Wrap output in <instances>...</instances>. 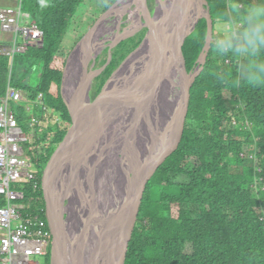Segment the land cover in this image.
Instances as JSON below:
<instances>
[{"label":"trees","instance_id":"obj_1","mask_svg":"<svg viewBox=\"0 0 264 264\" xmlns=\"http://www.w3.org/2000/svg\"><path fill=\"white\" fill-rule=\"evenodd\" d=\"M86 1L23 0L22 22L36 21L45 32L44 44H33L13 58L0 53V97L13 86L29 100L11 103L23 134L29 136L25 148L36 164L37 178L24 189L23 202L32 204L29 212L47 213L58 150L73 124L61 92L67 57L60 50ZM98 1L105 12L117 0ZM226 2L204 0L214 30ZM148 29L149 25L114 49L113 60L96 78L93 101ZM207 34V17L201 14L184 44L190 72L198 66ZM218 65L224 70L219 76L213 74ZM36 66L39 81L32 85L27 75ZM239 77L236 60L216 59L210 49L191 89L182 142L148 183L124 264H264V87L238 83ZM38 100L47 110L34 104ZM5 204L0 197V206ZM51 255L52 246L48 264Z\"/></svg>","mask_w":264,"mask_h":264},{"label":"water","instance_id":"obj_2","mask_svg":"<svg viewBox=\"0 0 264 264\" xmlns=\"http://www.w3.org/2000/svg\"><path fill=\"white\" fill-rule=\"evenodd\" d=\"M121 1L117 0L96 20L67 57L61 92L73 124L59 147L57 177L47 196V216L53 233L51 264H85L71 219L79 220L78 203L82 198L88 200L87 176L95 152L92 143L99 142L105 130L122 141L127 150L128 188L119 203H115L107 234L89 261L90 264L125 263L148 183L182 142L191 89L211 49L208 40L214 33V20L204 0H157L154 13H150L148 0H142L146 20L134 32L107 40L113 41L106 43L110 53L108 63L90 70L88 73L93 75L87 89L83 78L80 98L71 97L66 88L70 67L80 64L81 55L91 48L88 42L100 22ZM201 14L207 17L208 34L198 66L190 72L184 44ZM148 25L143 41L123 60L103 93L93 101L88 90L112 61L113 49ZM175 88L177 91L172 97ZM174 100L177 101L170 112ZM124 156L122 153L121 157ZM47 176L50 181V174Z\"/></svg>","mask_w":264,"mask_h":264},{"label":"built area","instance_id":"obj_3","mask_svg":"<svg viewBox=\"0 0 264 264\" xmlns=\"http://www.w3.org/2000/svg\"><path fill=\"white\" fill-rule=\"evenodd\" d=\"M14 1L15 5L0 8V23L4 31L13 34V47L7 52L12 58L33 44L41 45L45 35L36 21L22 22L23 0ZM22 100L23 92L13 86L0 97V197L6 200L0 206V264H48L53 233L47 213L43 209L29 212L32 204L23 202L26 184L37 178V171L25 148L29 136L23 134L11 106ZM34 104L43 106L40 100ZM36 256L45 260L40 263Z\"/></svg>","mask_w":264,"mask_h":264},{"label":"bare ground","instance_id":"obj_4","mask_svg":"<svg viewBox=\"0 0 264 264\" xmlns=\"http://www.w3.org/2000/svg\"><path fill=\"white\" fill-rule=\"evenodd\" d=\"M144 7L145 3L142 0H122L102 19L98 30L88 42V46L91 47L89 52L82 54L80 64H73L68 71L66 88L71 97L80 98L83 78L86 80L83 86L86 89L89 86L92 75L86 72L87 68L92 58L106 46L107 40L122 36L120 32L121 18L127 13L135 14L137 24L131 30V32H134L143 22ZM132 27L131 25L128 31ZM103 34H105V37L101 39ZM176 91L175 88L172 97ZM176 101H172L170 112L173 111ZM92 147L95 152L91 156L90 171L87 176V194H89V197L87 202L82 198L78 203L77 214L79 220L71 219L74 234L77 236L76 242L81 247L85 264H90L91 255L94 254L99 241L107 234L113 210L116 206L115 203H119L125 189L128 188V174L130 171L128 167L129 158L126 160L127 150L124 148L122 141L113 138L107 130H105L99 142L93 141ZM122 153L125 155L123 158L121 157ZM135 155H137L136 150ZM129 165L131 167V164ZM76 225H78V228H76Z\"/></svg>","mask_w":264,"mask_h":264},{"label":"clouds","instance_id":"obj_5","mask_svg":"<svg viewBox=\"0 0 264 264\" xmlns=\"http://www.w3.org/2000/svg\"><path fill=\"white\" fill-rule=\"evenodd\" d=\"M208 42L216 59L231 56L238 62V83L264 87V0H227ZM223 73L218 65L213 74Z\"/></svg>","mask_w":264,"mask_h":264},{"label":"rangeland","instance_id":"obj_6","mask_svg":"<svg viewBox=\"0 0 264 264\" xmlns=\"http://www.w3.org/2000/svg\"><path fill=\"white\" fill-rule=\"evenodd\" d=\"M151 5L153 8L154 7L156 8V6L158 5L157 0H152ZM148 7L150 9V2L148 4ZM103 12H104V4L98 0H88L79 7L78 12L76 13V15L72 21L69 32L66 35L64 42H63V45H62V48L60 50V53L62 56H64V57L69 56V54L74 49L76 44L81 40V38L86 34V32L92 27V25L96 22V20L98 18H100V16L103 14ZM130 17H131L130 13H127L124 15L123 23L121 25L120 32L123 33L124 30L126 29V27H128L131 24V22L129 21ZM145 17H146V14H145V12H143V21L146 20ZM110 42L111 41H109V43ZM107 43H108V41H107ZM105 51L107 52V50H105ZM113 51H114V49H113ZM93 61H94V59L91 60V63L89 65V70L93 69L91 67V64ZM103 63L104 62H102V64ZM16 64L17 65L19 64V60H17ZM94 68H97V66ZM39 76H40V69H39V67L36 66V70L33 71L32 73H30L29 75H27V79H28L30 84L35 85L39 81ZM95 82H96V80L93 82L92 87L89 88V90H88L91 96H92L91 92L94 88ZM29 105L30 104L27 103V106H29ZM30 109H31V111H34L35 106L31 105ZM36 259H38L40 261V263L45 260V258L40 257V256H36ZM50 263H51V259H50Z\"/></svg>","mask_w":264,"mask_h":264},{"label":"flooded vegetation","instance_id":"obj_7","mask_svg":"<svg viewBox=\"0 0 264 264\" xmlns=\"http://www.w3.org/2000/svg\"><path fill=\"white\" fill-rule=\"evenodd\" d=\"M151 1L152 0H148V4H149V2H150V13L152 12V13H154V11H155V7L153 8L152 7V5H151ZM131 15V17H130V19H129V21L131 22V24L128 26V27H126V29L124 30V32L122 33L121 32V34H122V36H124V35H126V34H128L129 32H131V30L136 26V24H137V22L135 21V14H130ZM132 15H133V17H132ZM123 18H124V16L121 18V21H120V26L122 25V23H123ZM146 18V17H145ZM133 26L131 29H130V31H128V29L130 28V26ZM107 36V35H106ZM104 37H105V34H103L102 35V37H101V39H104ZM113 42V41H112ZM112 42H110V43H112ZM109 43V42H108ZM107 43V44H108ZM120 44V43H119ZM118 44V45H119ZM117 45V46H118ZM116 46V47H117ZM115 47V48H116ZM114 48V49H115ZM104 50V51H103ZM103 50L102 51H99L97 54H96V57L95 58H92V60L94 59V61L92 62V64H91V67L93 68V70L94 69H99V68H102V67H104L107 63H108V61H109V59H110V53H109V46H105L104 48H103ZM105 50H107V52L105 51ZM108 53V54H107ZM113 55H114V53H113ZM113 60V59H112ZM102 62H104L103 64H102ZM91 63V62H90ZM90 63H89V65H90ZM97 66V68H94V67H96ZM88 70H87V73L90 71L89 70V66H88V68H87ZM88 74H90V75H93V73H88ZM96 80V79H95ZM94 80V81H95Z\"/></svg>","mask_w":264,"mask_h":264},{"label":"crops","instance_id":"obj_8","mask_svg":"<svg viewBox=\"0 0 264 264\" xmlns=\"http://www.w3.org/2000/svg\"><path fill=\"white\" fill-rule=\"evenodd\" d=\"M13 5H15L14 0H0V8L13 6ZM12 47H13V34L4 31L2 24L0 23V53L7 54V52L10 51ZM24 100L29 101L28 99H26L25 95H24Z\"/></svg>","mask_w":264,"mask_h":264}]
</instances>
